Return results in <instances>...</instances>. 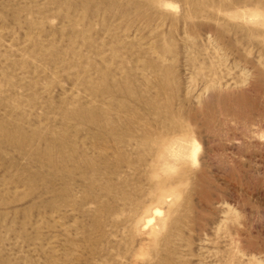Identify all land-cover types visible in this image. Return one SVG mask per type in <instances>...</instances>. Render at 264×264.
I'll use <instances>...</instances> for the list:
<instances>
[{"label": "rangeland", "instance_id": "374dc122", "mask_svg": "<svg viewBox=\"0 0 264 264\" xmlns=\"http://www.w3.org/2000/svg\"><path fill=\"white\" fill-rule=\"evenodd\" d=\"M0 264H264V0H0Z\"/></svg>", "mask_w": 264, "mask_h": 264}, {"label": "bare ground", "instance_id": "6f19581e", "mask_svg": "<svg viewBox=\"0 0 264 264\" xmlns=\"http://www.w3.org/2000/svg\"><path fill=\"white\" fill-rule=\"evenodd\" d=\"M161 148H162V147H161ZM162 149H163V148H162ZM193 155H194V152H193ZM158 212H159L158 209H155V210H154V213H158ZM150 220H151V219H147V223L150 222Z\"/></svg>", "mask_w": 264, "mask_h": 264}]
</instances>
